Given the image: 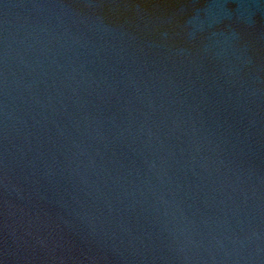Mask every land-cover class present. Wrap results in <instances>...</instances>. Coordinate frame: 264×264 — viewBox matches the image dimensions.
Instances as JSON below:
<instances>
[{
  "label": "water",
  "instance_id": "obj_1",
  "mask_svg": "<svg viewBox=\"0 0 264 264\" xmlns=\"http://www.w3.org/2000/svg\"><path fill=\"white\" fill-rule=\"evenodd\" d=\"M0 264H264V0H0Z\"/></svg>",
  "mask_w": 264,
  "mask_h": 264
}]
</instances>
